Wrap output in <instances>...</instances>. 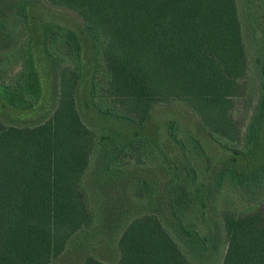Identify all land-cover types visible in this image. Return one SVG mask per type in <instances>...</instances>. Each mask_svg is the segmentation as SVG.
I'll use <instances>...</instances> for the list:
<instances>
[{
  "label": "trees",
  "instance_id": "trees-1",
  "mask_svg": "<svg viewBox=\"0 0 264 264\" xmlns=\"http://www.w3.org/2000/svg\"><path fill=\"white\" fill-rule=\"evenodd\" d=\"M44 1L83 20L96 54L90 96L100 115L143 131L157 108L183 106L197 117L201 135L229 155L215 162L203 137L178 118L167 123L172 148L147 135L90 128L76 100L83 79L79 36L47 25L46 54L59 67L56 106L21 126L0 118V264H52L78 232L98 222L103 208L93 205L86 186L92 162L102 186L124 179L133 155L157 163L166 183L162 189L157 178L139 177L130 183L131 197L151 206L166 199L185 244L207 248L201 232L209 202L224 188L256 190L264 179V40L253 1L245 0L244 13L257 39L260 85L245 131L234 115L250 70L238 0ZM20 52L21 69L0 84V96L34 110L43 99L41 79L29 45ZM221 216L222 264H264V205L245 213L224 209ZM118 249L115 264H192L157 209L127 221ZM82 264L108 263L89 255Z\"/></svg>",
  "mask_w": 264,
  "mask_h": 264
},
{
  "label": "rangeland",
  "instance_id": "rangeland-1",
  "mask_svg": "<svg viewBox=\"0 0 264 264\" xmlns=\"http://www.w3.org/2000/svg\"><path fill=\"white\" fill-rule=\"evenodd\" d=\"M255 22L260 38L264 40V0H252ZM241 11L243 37L248 48L249 78L248 92L236 99L234 115L245 131L259 99L260 75L258 70V48L254 28L244 13L245 0H238ZM262 3L261 5L259 4ZM263 9V10H262ZM260 13V14H259ZM47 25H60L71 29L79 36L82 45L83 79L77 92V108L83 121L90 127L99 129L107 127L124 135H147L156 139L161 145L171 147L167 135V123L172 118L184 122L190 130L199 131L197 117L183 106H161L155 110L147 127L142 131L129 122H123L100 115L95 109L90 96V83L96 54L91 40L85 31L83 20L72 10L55 7L44 0H0V84L9 83L11 78L21 69V49L29 45L35 65L38 69L43 99L34 110H20L11 106L0 96V118L7 125H25L36 121L43 113L51 112L58 98V66L46 54ZM62 61L70 62L67 53L60 51ZM55 61V62H54ZM41 109L43 112L39 114ZM49 112V113H50ZM203 142L215 162L220 163L228 158V153L219 145L201 135ZM172 148V147H171ZM175 148V147H174ZM129 159L128 174L124 179L114 178L107 185H100L96 179L97 162H92L87 177V188L91 193L93 205L103 209L98 211L97 224L90 229L78 232L69 243L64 253L52 264H82L86 257L95 255L100 260L115 264L119 258L118 239L123 226L133 218L137 211L155 210L161 215L163 222L176 239L184 244L190 255L192 264H222L227 249L223 231L221 213L224 209H232L241 213L260 209L264 205V179L250 189L224 188L209 202L204 215L203 237L207 248L198 246V250L190 249L185 244L184 236L172 224L171 214L166 206V199H161L155 206L141 203L131 197L130 183L139 177H154L164 189L166 179L157 163L150 161L146 155L140 159ZM104 189L103 191H101ZM98 190V191H97ZM99 192V193H98ZM98 193V194H97ZM97 201H100L97 203ZM99 209V208H98ZM194 219V217H192Z\"/></svg>",
  "mask_w": 264,
  "mask_h": 264
}]
</instances>
